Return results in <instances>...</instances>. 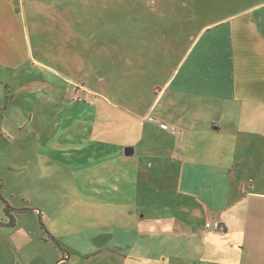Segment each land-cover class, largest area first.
<instances>
[{"label": "rangeland", "instance_id": "rangeland-1", "mask_svg": "<svg viewBox=\"0 0 264 264\" xmlns=\"http://www.w3.org/2000/svg\"><path fill=\"white\" fill-rule=\"evenodd\" d=\"M262 1L2 0L0 264L242 263L213 243L199 254L174 222L219 214L251 189L262 132L216 135L212 119L230 126L207 106L153 105L193 36Z\"/></svg>", "mask_w": 264, "mask_h": 264}, {"label": "crops", "instance_id": "crops-1", "mask_svg": "<svg viewBox=\"0 0 264 264\" xmlns=\"http://www.w3.org/2000/svg\"><path fill=\"white\" fill-rule=\"evenodd\" d=\"M0 4H3L2 0ZM9 11L15 15L13 6L10 5ZM11 13L10 19H13ZM7 22L6 34L10 37L17 33V23L9 25ZM192 40V48L183 57L167 88L156 97L153 107L162 105L161 110H164L165 105L173 109L196 104L197 107L207 106L209 114L224 117L225 124L230 126L219 127L212 119L211 130L216 135L223 129L230 132L261 131L264 139V1L219 18ZM165 98L167 101L163 104ZM193 114L198 119L202 112L198 110ZM247 167L256 171V179L250 190L242 187L237 203L220 208L219 214H211L213 210L207 207L204 208L205 217L196 212L186 215L187 221L184 218L174 222V227L179 226L176 231L182 237L198 240L195 244L199 254L202 252L200 248L212 250L217 247L220 256L225 258L224 255H229L228 260H233L234 253L240 252L241 264H264V186L259 187V180H264V154L256 156L255 160L250 159ZM225 185L216 180L211 186L209 195L215 208L216 201L220 202L219 205L225 202ZM169 221L172 220H166V223ZM211 221L221 222L225 231L209 233L205 225ZM218 234L224 235V242L218 243ZM210 243L214 244L212 248ZM220 260L222 258L213 262L221 264Z\"/></svg>", "mask_w": 264, "mask_h": 264}, {"label": "trees", "instance_id": "trees-1", "mask_svg": "<svg viewBox=\"0 0 264 264\" xmlns=\"http://www.w3.org/2000/svg\"><path fill=\"white\" fill-rule=\"evenodd\" d=\"M12 209H9V208H7V209H5V213H6V215L8 216V217H10V223H9V226L11 227V228H14L15 226H16V224H15V219H14V217H13V215H12ZM42 227L45 229L46 227H45V225L43 224V222H42ZM214 232V231H213ZM48 235H49V240L50 241H52L53 242V244L56 246V247H58L59 249H61V250H64L63 248H62V245H61V242L57 239V238H55L53 235H51L49 232H46Z\"/></svg>", "mask_w": 264, "mask_h": 264}, {"label": "built area", "instance_id": "built-area-1", "mask_svg": "<svg viewBox=\"0 0 264 264\" xmlns=\"http://www.w3.org/2000/svg\"><path fill=\"white\" fill-rule=\"evenodd\" d=\"M161 129L169 130V126L166 124L161 125ZM206 228L214 232H224L225 227L219 221H212L206 224Z\"/></svg>", "mask_w": 264, "mask_h": 264}, {"label": "water", "instance_id": "water-1", "mask_svg": "<svg viewBox=\"0 0 264 264\" xmlns=\"http://www.w3.org/2000/svg\"><path fill=\"white\" fill-rule=\"evenodd\" d=\"M134 153H135V149L134 148H127L126 149V155L127 156L134 155Z\"/></svg>", "mask_w": 264, "mask_h": 264}]
</instances>
